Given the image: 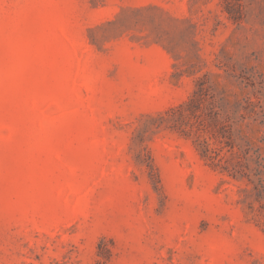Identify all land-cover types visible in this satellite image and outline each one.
Returning <instances> with one entry per match:
<instances>
[{
	"label": "rangeland",
	"instance_id": "374dc122",
	"mask_svg": "<svg viewBox=\"0 0 264 264\" xmlns=\"http://www.w3.org/2000/svg\"><path fill=\"white\" fill-rule=\"evenodd\" d=\"M0 264H264V0H0Z\"/></svg>",
	"mask_w": 264,
	"mask_h": 264
}]
</instances>
